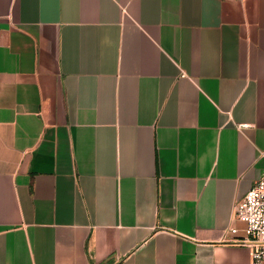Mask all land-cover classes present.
I'll use <instances>...</instances> for the list:
<instances>
[{"label":"crops","instance_id":"1","mask_svg":"<svg viewBox=\"0 0 264 264\" xmlns=\"http://www.w3.org/2000/svg\"><path fill=\"white\" fill-rule=\"evenodd\" d=\"M264 0H0V264H251Z\"/></svg>","mask_w":264,"mask_h":264},{"label":"built area","instance_id":"2","mask_svg":"<svg viewBox=\"0 0 264 264\" xmlns=\"http://www.w3.org/2000/svg\"><path fill=\"white\" fill-rule=\"evenodd\" d=\"M234 220L242 224V229H228L223 242L250 246L251 264H264V173L237 203Z\"/></svg>","mask_w":264,"mask_h":264}]
</instances>
